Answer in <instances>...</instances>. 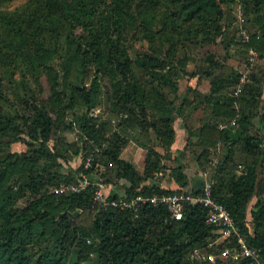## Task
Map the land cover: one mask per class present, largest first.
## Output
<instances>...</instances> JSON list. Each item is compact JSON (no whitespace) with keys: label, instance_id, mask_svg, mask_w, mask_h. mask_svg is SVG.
Returning a JSON list of instances; mask_svg holds the SVG:
<instances>
[{"label":"trees","instance_id":"obj_1","mask_svg":"<svg viewBox=\"0 0 264 264\" xmlns=\"http://www.w3.org/2000/svg\"><path fill=\"white\" fill-rule=\"evenodd\" d=\"M15 1L0 0V264H85L94 256L98 264H251L218 257L238 240L214 243L203 204H186L182 219L162 205H114L138 194L200 193L204 178L187 171L193 164L212 171L213 197L264 261V74L248 56L264 59V0ZM236 2L247 41L240 21L230 20ZM140 39L150 49L133 57ZM218 41L223 56L209 49ZM236 55L248 57L247 74L232 62ZM186 77L208 80L209 91H181ZM103 90L114 127L91 114ZM178 117L187 138L174 150ZM63 126L78 131L79 144L58 137L50 144ZM131 138L146 151L142 171L122 157ZM74 156L82 158L76 168ZM168 170L177 187L158 182ZM191 175L202 179L197 189ZM85 177L90 184L80 191H57ZM99 184L111 189L96 199ZM77 211L91 214L88 224ZM195 248L209 255L194 260Z\"/></svg>","mask_w":264,"mask_h":264},{"label":"built area","instance_id":"obj_2","mask_svg":"<svg viewBox=\"0 0 264 264\" xmlns=\"http://www.w3.org/2000/svg\"><path fill=\"white\" fill-rule=\"evenodd\" d=\"M244 18L240 19V39L242 41L249 40V33L242 26ZM251 53L254 52L251 50ZM252 60V59H251ZM247 82V76L242 75L240 83L237 88V94L241 93L244 84ZM237 125L235 121L232 122ZM88 166V165H87ZM204 178V185L200 193L188 192V191H178L166 194H153L145 195L138 194L133 198H121L118 202H114V205H121L122 207H128L133 209H138L143 204H152L154 206H165L171 214L173 219H182L183 209L186 204L189 203H200L203 204L208 209L207 223L216 227L217 238L214 243L225 242L227 244L233 243V239L237 238V243L231 246H227L221 252V258L224 260H234L240 261L243 259H250L251 264H264L261 258L260 249L250 246L241 234L239 227L237 226L234 218L230 214L227 207L217 201L213 197V178L211 170H206L202 172ZM90 182L88 178L79 183H72L68 185H63L57 189V191L63 193L66 191H80L89 185ZM104 184H99V188L96 192V199H101L105 190ZM203 257V254L199 248H195L191 253L192 259H198Z\"/></svg>","mask_w":264,"mask_h":264},{"label":"rangeland","instance_id":"obj_3","mask_svg":"<svg viewBox=\"0 0 264 264\" xmlns=\"http://www.w3.org/2000/svg\"><path fill=\"white\" fill-rule=\"evenodd\" d=\"M23 1H25V0H17L13 4L15 6V5H18L19 3L23 2ZM228 10L231 12V19L230 20L234 21V25L233 26L238 25L240 19L244 18V15H243V13L241 11L240 5L236 2V3L232 4V5H229L228 6ZM231 32H233V29H232ZM149 49H150L149 48V43L147 41L141 40V39L140 40H135L134 43L131 46V53H132V56L135 57L137 53L147 52V51H149ZM205 49H208V48H205ZM205 49L201 50L200 53L205 51ZM209 49H211L217 55H220V56L225 55V49H223L222 44H220L219 41H218V43L216 45L210 47ZM237 55L233 56L232 62L235 63V65L238 66V69L240 70L241 73H246L247 74L248 71H249V69H248L249 66H248V61H247L248 57L246 58L245 62L242 63V62H240L238 60V56ZM200 56L201 55H199V57ZM239 56H240V54H239ZM248 56H249V60H250V58L252 59L251 69H253L254 71L256 69V71H258L260 69V66H261L262 69H263V74H264V59H261L260 57H258V54H256L255 52H254V54H252L250 52V54H248ZM232 62H230V63H232ZM194 67H195V64L194 63H190V65L188 66V69L190 71H192V70H194ZM196 79L197 78H187V77L182 79L180 81V90L181 91H185V89L189 85L190 86L191 85H195V82L197 81ZM202 83L203 84H202V88L201 89H204L206 86H208V81L204 80V81H202ZM105 91L106 90H103V92H102V94L100 96L99 102H98L97 106L94 109H92L91 114L94 115V116L99 117L100 119H102L104 121L110 122L111 125H113V127H114V124L118 123L119 120L116 117V115L114 114V111L112 110V107L109 105V103L107 101V95H106ZM47 93L48 92L45 91V95H47ZM67 119L69 121H71L72 120V114H70ZM56 137L64 138L69 143H78L79 142L78 131L75 130V129H73V130L68 129V128L64 127V126L61 127V128L59 127L57 129H55V133L53 134V139L50 142L51 145L54 143ZM13 148L15 150L17 149V150H20V151L27 150V146L22 144V143L21 144L20 143L14 144ZM145 155H146V151L142 147H140L139 144H137V142H135V140L133 138H131L129 145L124 149V151L122 153V157H124L125 159L135 163L137 168L139 170H141V171L143 170ZM222 155H223V151L221 149V151H219L217 153V156L215 157L216 158L215 162L219 161V159L221 158ZM81 160H82V158H80V156L79 157L78 156H74L73 160L70 162L71 166L76 168L81 163ZM167 163L170 166L173 165L172 161H167ZM190 166H192V165H190ZM111 167H113L112 163H110L109 167H106V169L108 171H110ZM102 168H103V166H102ZM69 170H70V168H66L64 170V173H68ZM198 170H199V168H198ZM199 171H197V172H199ZM169 173H170V170H168L163 176L159 175L158 176V182H160V183L161 182L162 183L171 182L170 181L171 177H170ZM105 187L106 188H105L104 191H106L108 193V191L111 189V187L107 186V185H105ZM118 188H116V189H118ZM121 190H122V188H121ZM22 204H24V202ZM76 215H77L78 222L83 224V225L88 224L89 221L91 220V214H89L88 211H77ZM207 255H209V253H207L206 251H203V256H207ZM218 257L221 260L223 259V258H221V255H219ZM141 259L142 258H139V261H141ZM85 264H98L96 256H94L90 262L85 263Z\"/></svg>","mask_w":264,"mask_h":264},{"label":"crops","instance_id":"obj_4","mask_svg":"<svg viewBox=\"0 0 264 264\" xmlns=\"http://www.w3.org/2000/svg\"><path fill=\"white\" fill-rule=\"evenodd\" d=\"M197 80V79H196ZM206 81H208V80H206ZM198 84V82L196 81L195 82V85H191V86H194V87H197L198 88V90L199 91H201V92H207V91H209V88H210V83H209V81H208V86H206L204 89H201L202 88V84L203 83H201V84H199V85H197ZM200 116H202V112L201 111H199V112H197V113H195V115H194V119H196V118H198V117H200ZM175 128H176V131H177V136H176V141H175V143H174V145H173V149L174 150H177V149H182L183 147H184V145H185V143H186V138H187V135H186V131H185V128H184V122H183V119L182 118H180V117H178L177 119H176V122H175ZM221 149H222V145L221 144H219V146L216 148V150H214V152L216 153V155H217V153L219 152V151H221ZM124 158V157H123ZM214 160H216V158L214 157ZM242 169H243V167L240 165L239 166V169H238V173H241V171H242ZM200 170V169H199ZM198 170V168H197V165H195V164H193L190 168H188L187 169V171H188V173L189 174H191L192 172H197V171H199ZM210 170V169H209ZM199 175H202V171L200 170L199 171ZM198 175V176H199ZM194 175H191V178L193 177ZM202 177H203V175H202ZM201 177L199 176V177H197V176H195V177H193V179H192V182L190 183V186H189V188H195V189H197L198 187H200V183H201ZM171 182H169V183H160L163 187H177V184H176V182H174V181H172V180H170ZM257 201V198L256 197H254L252 200H251V202H250V204H249V206H248V210H247V212H248V218L250 219V217H251V214H250V211H251V209H252V207H253V205L255 204V202ZM247 226L249 227V229H250V232H252V230H253V227H252V223L251 222H248L247 223Z\"/></svg>","mask_w":264,"mask_h":264}]
</instances>
